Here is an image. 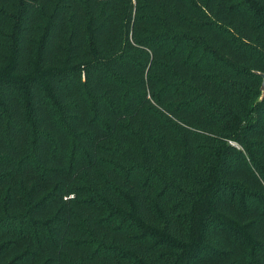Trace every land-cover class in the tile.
<instances>
[{
	"label": "trees",
	"instance_id": "1",
	"mask_svg": "<svg viewBox=\"0 0 264 264\" xmlns=\"http://www.w3.org/2000/svg\"><path fill=\"white\" fill-rule=\"evenodd\" d=\"M264 0H0V264H264Z\"/></svg>",
	"mask_w": 264,
	"mask_h": 264
},
{
	"label": "water",
	"instance_id": "2",
	"mask_svg": "<svg viewBox=\"0 0 264 264\" xmlns=\"http://www.w3.org/2000/svg\"><path fill=\"white\" fill-rule=\"evenodd\" d=\"M261 76H262V84H261V88L264 91V72H261Z\"/></svg>",
	"mask_w": 264,
	"mask_h": 264
}]
</instances>
